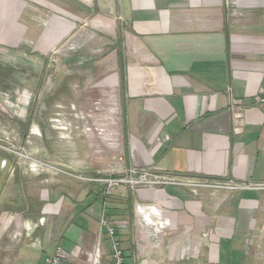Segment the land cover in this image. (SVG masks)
<instances>
[{"label": "crops", "instance_id": "0c3cea01", "mask_svg": "<svg viewBox=\"0 0 264 264\" xmlns=\"http://www.w3.org/2000/svg\"><path fill=\"white\" fill-rule=\"evenodd\" d=\"M89 19L96 33L122 39V59L112 50L93 70L107 117L118 115L113 142L99 146L89 186L12 175L0 150V264H47L58 246L81 262L100 234L109 261L102 220L110 225L123 204L106 198L101 176L129 168L182 183L132 196L169 219L168 261H179L189 236L192 257L205 247L214 264H264V188L251 187L264 184V0H0V71H35V57L76 38ZM211 183L249 188L196 185ZM204 231L213 234L206 246ZM116 238L130 264V237Z\"/></svg>", "mask_w": 264, "mask_h": 264}, {"label": "rangeland", "instance_id": "374dc122", "mask_svg": "<svg viewBox=\"0 0 264 264\" xmlns=\"http://www.w3.org/2000/svg\"><path fill=\"white\" fill-rule=\"evenodd\" d=\"M127 8L130 9V5ZM46 16L38 23L40 37L45 33L46 22L52 15L49 12ZM91 21L77 24L81 33L69 40L70 44L67 40L50 55L35 57V71H18L10 65L0 71V150L6 153L7 166L11 163L8 173L48 179L54 177L57 181L70 178L85 186L90 185L86 180L97 176L94 162L99 158L96 156L100 154L99 146L105 149L110 140L113 142V125L119 120L118 115H114V121L107 117L111 103H106L104 89L96 86L95 81L99 78L93 71L94 64L109 62L112 50L117 51L115 56L112 55L114 62L117 61V54L122 59L124 51L120 34L116 36V41H112L104 34L96 33ZM97 43L102 45L99 50L95 49ZM69 46L73 50L70 53ZM69 62L75 64L71 69ZM102 129L105 132L100 135L98 130ZM129 170L112 177L101 176V184L106 196L109 180L120 183L111 189L107 197L119 206L123 204L122 210L118 208L122 215L110 221V226L116 229L119 240L130 237V264H214L209 261L205 247L192 257L189 236L179 261L167 260L168 242L176 235L168 231L161 241L157 232L146 225L132 196L134 191L150 186L130 183ZM13 228L14 236L17 233ZM199 236L204 240V246L213 234L204 231ZM120 243L126 259V247L121 240Z\"/></svg>", "mask_w": 264, "mask_h": 264}, {"label": "built area", "instance_id": "2783aa9c", "mask_svg": "<svg viewBox=\"0 0 264 264\" xmlns=\"http://www.w3.org/2000/svg\"><path fill=\"white\" fill-rule=\"evenodd\" d=\"M259 104H264V96L261 97L258 101ZM100 135H103L105 130H98ZM129 174L131 177L130 183L136 185H148V186H162V185H182V183L168 175L159 176L156 174H151L147 171H138L136 169H130ZM120 184L117 181L109 180L108 181V189L106 193V198L110 194L111 189ZM198 188L206 189V188H214V189H227V190H237L249 188L247 186H241L235 183H223V184H196ZM253 188H264L263 185H255L251 186ZM138 211L140 215H142L146 220V225L151 226L157 233V237L163 241L165 237L168 235V231H170V221L168 218L163 216L161 211L159 212L156 206H152L150 204H138ZM102 227L106 229L107 235L109 237L111 243V255L109 261L104 260V238L103 235H99L96 244L93 250L89 253L82 254V261L76 262L74 264H126V259L124 255V250L121 247V244L117 240V232L113 226L109 225L107 219L102 220ZM62 248L58 246L55 252L48 256L46 259L47 264H73L65 260L62 254Z\"/></svg>", "mask_w": 264, "mask_h": 264}, {"label": "trees", "instance_id": "16d2710c", "mask_svg": "<svg viewBox=\"0 0 264 264\" xmlns=\"http://www.w3.org/2000/svg\"><path fill=\"white\" fill-rule=\"evenodd\" d=\"M119 56H121V53H120V55Z\"/></svg>", "mask_w": 264, "mask_h": 264}]
</instances>
